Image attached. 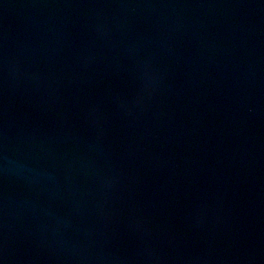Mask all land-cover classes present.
Segmentation results:
<instances>
[{"label": "water", "instance_id": "water-1", "mask_svg": "<svg viewBox=\"0 0 264 264\" xmlns=\"http://www.w3.org/2000/svg\"><path fill=\"white\" fill-rule=\"evenodd\" d=\"M0 264H264V0H0Z\"/></svg>", "mask_w": 264, "mask_h": 264}]
</instances>
